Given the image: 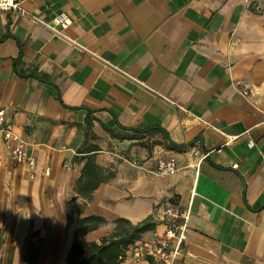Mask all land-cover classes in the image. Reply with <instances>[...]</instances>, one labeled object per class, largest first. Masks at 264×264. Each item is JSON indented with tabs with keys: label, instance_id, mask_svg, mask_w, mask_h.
I'll return each mask as SVG.
<instances>
[{
	"label": "crops",
	"instance_id": "1",
	"mask_svg": "<svg viewBox=\"0 0 264 264\" xmlns=\"http://www.w3.org/2000/svg\"><path fill=\"white\" fill-rule=\"evenodd\" d=\"M20 6L0 12V109L36 163L0 141V264H66L78 227L100 244L147 220L118 264H162L129 247L169 205L173 264H264V0Z\"/></svg>",
	"mask_w": 264,
	"mask_h": 264
},
{
	"label": "built area",
	"instance_id": "2",
	"mask_svg": "<svg viewBox=\"0 0 264 264\" xmlns=\"http://www.w3.org/2000/svg\"><path fill=\"white\" fill-rule=\"evenodd\" d=\"M22 1L0 0V12L19 11ZM56 22L62 23L64 18L59 16ZM0 141L12 142L10 156L15 164L35 165V158L27 151L25 142L15 133L4 109H0ZM176 170L173 157L160 159L156 166V171L163 176L171 175ZM186 220L187 213L184 210L172 205L166 206L159 217L162 232L155 233L152 240L134 242L129 247L130 256L134 259L151 256L162 264H173L182 249Z\"/></svg>",
	"mask_w": 264,
	"mask_h": 264
},
{
	"label": "trees",
	"instance_id": "3",
	"mask_svg": "<svg viewBox=\"0 0 264 264\" xmlns=\"http://www.w3.org/2000/svg\"><path fill=\"white\" fill-rule=\"evenodd\" d=\"M91 219L97 218L89 217L83 220L88 221ZM152 227L153 223L147 220L136 226L133 234H128L121 239L101 242L100 244L85 242L83 239L85 230L78 227L73 236L66 264H118L117 260L120 253L137 238L140 232H144Z\"/></svg>",
	"mask_w": 264,
	"mask_h": 264
}]
</instances>
